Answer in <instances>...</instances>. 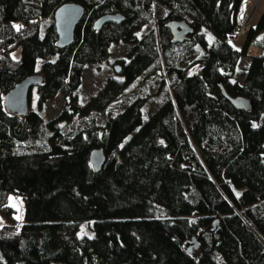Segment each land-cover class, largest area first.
<instances>
[{
  "label": "trees",
  "instance_id": "obj_1",
  "mask_svg": "<svg viewBox=\"0 0 264 264\" xmlns=\"http://www.w3.org/2000/svg\"><path fill=\"white\" fill-rule=\"evenodd\" d=\"M241 2L0 0V264H264V13L237 50L227 37ZM65 3L85 13L60 48L54 13ZM155 3L157 30L141 34ZM107 14L124 20L96 29ZM179 21L194 29L183 43L168 27ZM116 45L128 51L113 61ZM112 63L124 80L77 104L85 70ZM34 74L39 110L9 111L5 95ZM59 95L70 105L48 120L41 109ZM239 97L250 108L229 99ZM95 149L106 156L100 171Z\"/></svg>",
  "mask_w": 264,
  "mask_h": 264
},
{
  "label": "water",
  "instance_id": "obj_2",
  "mask_svg": "<svg viewBox=\"0 0 264 264\" xmlns=\"http://www.w3.org/2000/svg\"><path fill=\"white\" fill-rule=\"evenodd\" d=\"M85 13L83 5L78 3H65L57 8L54 13V23L56 33L58 36V45L60 48H65L74 43L75 30L79 22L82 20ZM124 17L121 14H107L100 17L94 24L96 29H101L107 23L120 24L123 22ZM173 36V41L176 43H183L186 41L194 29L186 22H171L168 24ZM116 73L121 72L120 65L114 67ZM42 77L34 74L23 79L11 91L5 95L6 108L19 115L26 116L31 108V95L33 90L41 85ZM238 108H250L248 99L229 98ZM91 161L94 169L100 171L105 164L106 156L102 149H95L91 153ZM199 248V242L193 238L188 249L189 253Z\"/></svg>",
  "mask_w": 264,
  "mask_h": 264
},
{
  "label": "rangeland",
  "instance_id": "obj_3",
  "mask_svg": "<svg viewBox=\"0 0 264 264\" xmlns=\"http://www.w3.org/2000/svg\"><path fill=\"white\" fill-rule=\"evenodd\" d=\"M259 6L256 8V11L252 18V23L255 26L262 14L264 13V0H257ZM162 10L159 5L155 3V12L151 16V21L147 27H145L141 34L149 32L151 30H157V19L161 16ZM261 40H264V32L258 37ZM246 38L241 40V45L245 42ZM128 51V47L124 45H116L112 48L113 52V61L117 59H123L126 56ZM254 51V50H251ZM252 53V52H251ZM253 54V53H252ZM13 57L15 59H19L21 57V48L16 49L13 52ZM248 60L243 59L240 63V68L245 69L247 67ZM113 65H118L116 63H112L110 65H90L84 72L83 75V84L81 88L74 94L76 98L77 104H86L91 97L96 95L104 86L106 80L108 78H115L117 81H123L124 78L119 75L113 76ZM170 89V87H169ZM135 89L130 88L126 90L114 103H112L111 108L114 112L120 111L125 108L131 100L129 99V92L132 93ZM155 88L150 90V93L154 91ZM148 92V91H147ZM146 92V93H147ZM71 98L70 96L64 97L59 95L55 99L49 101L42 109L41 112L48 120H53L58 117V115L65 109H67L70 105ZM159 106L158 102H154L152 104V112ZM31 109L39 110L36 103V95L33 92L32 101H31ZM194 149L198 152V149L193 145ZM9 205L15 209V218L20 216L21 219L16 218L15 224L23 223V216L25 211L24 200L20 195L13 194L9 198ZM5 224L4 219L0 216V227ZM81 232L82 234L90 233L88 229V224L86 222L81 223Z\"/></svg>",
  "mask_w": 264,
  "mask_h": 264
},
{
  "label": "built area",
  "instance_id": "obj_4",
  "mask_svg": "<svg viewBox=\"0 0 264 264\" xmlns=\"http://www.w3.org/2000/svg\"><path fill=\"white\" fill-rule=\"evenodd\" d=\"M258 6L257 0H242L237 14L236 25L227 37V42L235 49L241 48V40L246 38L253 28L252 18ZM241 15H243V19H241ZM52 264L61 263L52 262Z\"/></svg>",
  "mask_w": 264,
  "mask_h": 264
},
{
  "label": "crops",
  "instance_id": "obj_5",
  "mask_svg": "<svg viewBox=\"0 0 264 264\" xmlns=\"http://www.w3.org/2000/svg\"><path fill=\"white\" fill-rule=\"evenodd\" d=\"M251 50H255V51H257V54H256V55H255V54H252V53H251ZM260 53H261V49H259V48H257V47H250L249 50H248V56H251V57L259 56Z\"/></svg>",
  "mask_w": 264,
  "mask_h": 264
},
{
  "label": "snow or ice",
  "instance_id": "obj_6",
  "mask_svg": "<svg viewBox=\"0 0 264 264\" xmlns=\"http://www.w3.org/2000/svg\"><path fill=\"white\" fill-rule=\"evenodd\" d=\"M241 19H243V15H241ZM15 28H16V30L17 31H19L20 30V28L22 27V26H20V25H15L14 26ZM237 50H239V49H237ZM240 194L239 193H237V196H239ZM17 219H21V217L20 216H17L16 217Z\"/></svg>",
  "mask_w": 264,
  "mask_h": 264
},
{
  "label": "bare ground",
  "instance_id": "obj_7",
  "mask_svg": "<svg viewBox=\"0 0 264 264\" xmlns=\"http://www.w3.org/2000/svg\"><path fill=\"white\" fill-rule=\"evenodd\" d=\"M251 52H252L253 54H255V55L257 54V51H255V50H254V51H251Z\"/></svg>",
  "mask_w": 264,
  "mask_h": 264
}]
</instances>
